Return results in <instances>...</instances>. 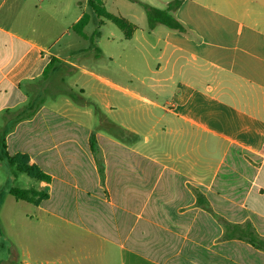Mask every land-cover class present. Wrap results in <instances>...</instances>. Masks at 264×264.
Here are the masks:
<instances>
[{"label":"crops","instance_id":"crops-1","mask_svg":"<svg viewBox=\"0 0 264 264\" xmlns=\"http://www.w3.org/2000/svg\"><path fill=\"white\" fill-rule=\"evenodd\" d=\"M179 1L186 32L166 28L161 62L139 79L151 98L90 70L98 49L52 52L55 0H0V161L27 155L51 177L33 188L46 200L55 182L83 196L81 252L65 264H264V0ZM131 17L130 39H147ZM59 68L89 77L97 98L108 86L146 104L148 128L94 130L73 90L53 107Z\"/></svg>","mask_w":264,"mask_h":264},{"label":"rangeland","instance_id":"rangeland-1","mask_svg":"<svg viewBox=\"0 0 264 264\" xmlns=\"http://www.w3.org/2000/svg\"><path fill=\"white\" fill-rule=\"evenodd\" d=\"M140 1L157 8L164 7L161 0ZM101 2L108 13L121 14L130 20H133L131 16L136 15L134 20L140 27L138 35L140 37L144 33L147 39H125L114 23L94 13L88 0H55L57 7L55 11L52 9V52L59 50L65 56L70 51L82 49L92 55L98 49L100 54L86 61L90 70L126 89L155 98L154 91L139 79L149 74L150 67L155 68L161 62L158 56L163 49V42L160 41L155 49L152 45L163 36L166 27L159 25L156 31L149 29L144 9L132 0ZM83 13L89 15V21L83 29L89 35L88 40L70 29ZM191 72L192 69H186L183 76H192ZM86 79L90 78L78 72L66 74L61 68L57 69L56 74L52 75L53 107L64 111L68 107L67 93L73 90L71 94L90 102L87 107L90 113L96 112L90 117L77 114L94 130L102 129L116 134L109 125L114 120L130 124L140 131L148 128L149 123L146 125L143 121V114L148 107L146 104L129 100L108 86L103 87V94L97 98L92 93L91 81L85 83ZM76 83L85 88V94L80 93ZM159 101L163 103L161 99ZM43 102H49L47 97ZM73 106L76 107L75 104ZM98 112H102L105 117L103 125L100 124ZM157 112L155 114H159ZM58 175L63 177L62 169L58 170ZM43 183L19 172L5 159L4 162L0 161V264H65L66 252H81V238L85 234L81 230L83 196L80 193L55 182L50 198L41 200L43 202L40 205L17 201L10 194L11 188L44 189Z\"/></svg>","mask_w":264,"mask_h":264},{"label":"trees","instance_id":"trees-1","mask_svg":"<svg viewBox=\"0 0 264 264\" xmlns=\"http://www.w3.org/2000/svg\"><path fill=\"white\" fill-rule=\"evenodd\" d=\"M137 4H139L145 11L148 28L154 29L158 25H163L169 30L176 31L179 33L186 32V28L175 16V11L179 6V0H173L169 2L164 9L153 7L149 4L144 2H140L137 0H133ZM89 5L91 6L92 10L98 17L105 18L112 23H114L122 32L126 39H130L133 35L135 25L131 23L128 19L121 15H115L106 12L103 7L101 0H89ZM89 21V15L84 14L79 21L73 26L74 32L78 35L88 38L87 35L84 33L83 29ZM96 33L93 34L95 36ZM93 38V37H92ZM54 59H52L53 62ZM49 69V68H48ZM47 74V70H46ZM45 76V73H44ZM91 150L95 153L96 145H95V137H91ZM4 150V145H3ZM6 159L9 165L16 167V169L26 174L29 178L39 180V181H46L50 182L51 177L44 173L37 165H30L29 158L25 154H17L14 156H8L6 154ZM10 194L17 200L27 201V202H34L39 203L43 199L48 198V194L43 191H36L33 188L30 189H18V188H11ZM36 198V199H35ZM38 198V199H37ZM253 245L264 251V240L260 238H256V241Z\"/></svg>","mask_w":264,"mask_h":264}]
</instances>
